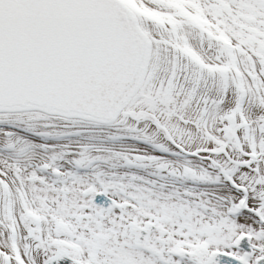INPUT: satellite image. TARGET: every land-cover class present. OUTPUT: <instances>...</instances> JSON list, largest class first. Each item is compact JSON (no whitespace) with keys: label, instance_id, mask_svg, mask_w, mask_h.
Wrapping results in <instances>:
<instances>
[{"label":"snow or ice","instance_id":"1","mask_svg":"<svg viewBox=\"0 0 264 264\" xmlns=\"http://www.w3.org/2000/svg\"><path fill=\"white\" fill-rule=\"evenodd\" d=\"M0 264H264V0H0Z\"/></svg>","mask_w":264,"mask_h":264}]
</instances>
